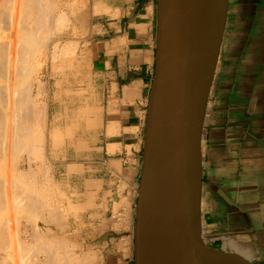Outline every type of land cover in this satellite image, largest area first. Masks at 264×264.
<instances>
[{
  "label": "crops",
  "instance_id": "crops-1",
  "mask_svg": "<svg viewBox=\"0 0 264 264\" xmlns=\"http://www.w3.org/2000/svg\"><path fill=\"white\" fill-rule=\"evenodd\" d=\"M110 21L97 24L92 49L95 82L107 98L109 110L127 106L132 114L124 120H142L144 130L155 73L154 2L138 1L127 21ZM78 68L84 74L82 82L89 86V67ZM86 112L89 115V110ZM113 113L123 120L122 115ZM123 135L116 132V136ZM51 139L54 148V131ZM126 143L116 141L115 148L121 150L111 155L121 154ZM201 151L204 257L212 263L264 264V0H228ZM113 159L115 163L119 158ZM129 161L125 168L121 162L126 169L123 173L116 163L109 169L110 176L119 182L114 193L120 192L121 180L125 184L123 195L138 190L139 159L134 154ZM102 192L95 182L90 202L102 199ZM94 237L107 243L103 264H134V230L97 232Z\"/></svg>",
  "mask_w": 264,
  "mask_h": 264
},
{
  "label": "rangeland",
  "instance_id": "rangeland-1",
  "mask_svg": "<svg viewBox=\"0 0 264 264\" xmlns=\"http://www.w3.org/2000/svg\"><path fill=\"white\" fill-rule=\"evenodd\" d=\"M138 1H142V0H110L112 12L116 11L118 14V15H115L113 17V14H111V12H106L105 10H103L104 6H103V9H101V11L97 10L98 12L95 13L94 8H93L94 7L93 2L95 3V0H88L87 17H85L84 20L81 21V23H73V22L70 23L68 25L69 27H67L64 30V33L66 32V33H68V35L67 34L63 35V36L62 35L61 36L53 35L54 38H53V36L50 37L48 39V43L44 44V45H47L48 48H46V46H44L42 44H38V46L40 47V51L36 49L37 52L35 54L38 53V55H35V58L37 57L38 64L39 65L41 64V65H40V67L38 66V68H40V69L38 71L36 70V73L34 72L35 75L32 74L33 73V71H32V73H31L32 77L31 78L34 80L37 77L39 78L40 82H38L36 80L37 82L35 81V86L38 83L39 84L41 83V86L43 85L42 86L43 87L42 88V91H43L42 100H43V102H47L44 104L45 105V118H46L44 120V124H47V126L44 125V127H43L44 128L43 134L45 135L44 138L46 137L45 138L46 144H45V147L43 148L42 152L39 154L32 150L34 152L33 153L34 156L37 155L38 157L36 156V158H38V159H36V158L34 159V157L32 156L33 154H31L29 152L30 151L29 149H28L29 150L28 151L26 148H23L22 149V152L24 151L23 153L21 152V150H19V152H21V153H18L17 152L18 149L17 150L15 149V151L18 153V156H17V153L14 151V152H12L13 155L12 154H10L11 156L9 155L8 160L12 161L13 158L16 157L15 158V161L17 159L16 164L14 161H13L14 165L12 164V162L9 164V162L7 161L5 166H2V169L0 168V172L2 170V172H4V174L6 175L7 174L6 172L9 171L7 174L8 176L6 175L7 177H5L3 173L2 174L0 173L1 175H3V177L1 175H0V177L2 179L5 178V181H6V178L8 179V177L11 178L13 176L14 172H10V171L14 170L15 174L13 177H14L15 182H16V179L21 180V178L24 176L25 179H24V177L22 178V179H24V182H26L27 184H30V181H32V179H33L31 174L34 173L33 174V176H34L35 173L38 171V168H39L40 171H38V172L40 175L37 172L33 180L36 181L37 183L38 182H40V183L44 182V183L41 184V187H40V183L38 185H35L36 182L32 181L33 183H35V184H33L34 187L30 188L28 186V188L30 189L32 194L35 197H37L38 195L36 194L37 195L36 196L35 195L36 192H34V191H37L38 189L41 190L42 187L44 188L47 185L50 186V187L47 186L48 190L46 189L47 188L46 187L45 189H42V191L38 190L39 192H37L39 194V196L37 197V198H39V202L42 201V199L45 200V197H46V199H48L47 201H49L48 202L49 204L47 203L46 200H45L46 204H44L45 202H43V201H42V204H44L45 209L48 208L50 212L48 213V211H47L48 209L45 210L44 207H42L40 205H38V206L32 205L33 207L31 205H29V206L27 205L28 208L30 207L29 208L30 210L27 209L26 203H24V205H23L22 200L19 201L21 198L20 195H19L20 197H17L18 199H16L15 196H18V194L13 195V193H10V188H12V187L15 188V186H16L15 182H14V186H12L13 185V183H12L13 177L11 178L12 182L10 181V179H8L4 183V179H3V182L0 179V183H3V184H1L2 187L6 186V188H7L6 184H8V189H5V191H9L8 193L6 192V194H9V197H7V195L3 191L4 195H6V197L4 196V198L2 200L3 205H0V207L2 206L1 208H3L4 205H6V207L3 208V209L6 208V211L9 210V208L7 209V207H9V206L11 207L10 210L7 211V213L6 212L4 213V215H3L4 210L0 209L1 210L0 214L2 213L0 215V220H1L0 226H1L2 230L1 229L0 230L3 231L5 229V228H2L3 227L2 223L5 221L4 219H6V223L4 222L3 225H6L5 227H7V228L5 229V233H4V231L2 233L8 234V235L6 234L8 237L5 235L6 236L5 238H8V239H6L7 242L4 239L1 240L3 242L7 243V244H5V243L1 242V246H2V244L7 245V249L1 248L0 250H2V251L4 250L3 252L9 251V250L14 252V253H12L14 255L11 256V259H10V257L7 258V259L11 260V262H10L11 264H12V261H14L13 264H21V263L26 264L25 263L26 261L24 262L22 260V257H20V256L24 255V251L26 254L28 253V251H30L29 245L30 246L33 245V248H31V254H32V250L35 248L34 250L36 251V256H37L38 250H36L37 247H34V245L37 246L38 245L37 241H39L40 239L37 240V238H35V236H32V234H29V233L33 232V234L35 235L34 229H36L38 226H39V228H38L39 231L40 230L44 231L43 232L44 237L47 235L46 237H48L49 238L48 240H50V241H51V238L53 236L57 237L59 235L58 240L55 237H54L55 239L52 238L56 242V241H59L60 239L62 240L64 238H66L67 235L69 236L71 234L72 236L70 235V238H72V240L70 238H69V240H71L72 242L78 241L77 243H80V245H81L80 246L81 248H80L79 244L77 245L76 243H74L77 245L74 248V253L75 254L78 253L79 256H81L80 254H82L85 251V249L89 251L91 248L92 250H90V252L93 251L94 253H95V251H97L95 253L98 256L97 260L95 262L96 264H103L104 253L108 247H107V243L98 242L94 237V233H97V232L104 233L105 231H112V230L117 232V231H122V230L127 229V228H123V227L122 228L121 227L115 228V226H113V224H112L114 221L118 220V217H116L117 215H115L116 213L114 214V212H112V210L114 211L113 207L115 205L113 203L117 204L116 201H119L122 196L124 197L123 190H124L125 184H123L124 182H122V180H121L120 185H119L120 193L114 194V192L117 190L116 189L117 183H119V182L117 180H114V178H112L110 176L109 169H111L113 164L116 163L119 165V168H121L122 172H120V173H123L126 169H122V167H121L122 165H120L121 162L124 163V166H123L124 168L127 167L129 162H130L129 161L130 158H133L134 154H136L137 158L139 159V164H140L139 170L137 172V179H136L137 184L139 186L140 177H141V169L143 166V148H144V137H145V128H146L148 108L145 112V117H144V130H143V121L142 120H141V122L139 121V123H136V122L134 123V122L126 120V119L124 120L125 117L130 116L132 114L129 110H127V106H124L123 108H119L118 110H116V109L111 110L112 113L117 112L118 114L120 113V115L123 116V120H120V122H119L120 124H119V127H118L116 132L123 133L124 135L123 136H115V143H116V141L118 142L121 139H123L124 141L127 142L126 144L123 145L124 147H123V151L121 152V154H117V156H112L111 153L115 152V150H117V149L120 151L121 147H119V148L117 147V149L115 147H114L115 149H112L110 147V145L112 144V142L110 144V135L108 134V125L110 123L109 122L110 116H107V112L110 114V110L107 107V98L103 97L102 92L98 89V86L96 85V82H95V70H94L95 67H94V61L92 59V49H93V45H94V39L96 38L97 32H98V27L96 25L99 22H103V21L105 22V20H107V19H110L112 22L120 20L121 18L123 19V21H127V19L129 17L131 18L132 10H133V8H135V5L138 3ZM153 2H154V13L156 16V25H157V0H153ZM95 5H96V3H95ZM114 8L115 9L117 8V9L114 10ZM118 10H119V12H118ZM91 12H94V13H91ZM5 14L3 13L2 16H5ZM5 17L7 19V17H8L7 14ZM2 19H3V17H2ZM2 19L0 22H2V24H3L6 21V19H4V20H2ZM156 28H157V26H156ZM56 41L57 42L60 41V43L57 45ZM64 44L72 45V49L70 51L71 53L68 52L67 54H65V53L61 54V47H63ZM42 46H44V49L45 48L46 49L41 50ZM49 47L51 49H49ZM53 48L55 49L54 51H53ZM56 49L58 51V53H57L58 55L54 54L57 52ZM85 49L87 52L83 51ZM88 50H90V51H88ZM52 54L55 55L56 57L53 56ZM83 54H86V55H83ZM84 56L85 57L90 56L89 60L86 59L88 62L86 60L82 61V59H84ZM53 57H55V58H53ZM80 61H81L83 66L85 65V66L89 67V72H90L89 86H88V84H85L82 82L83 75L81 74V71L78 68V63ZM39 84H38V86H39ZM115 108H116V106H115ZM86 110H89V115H87ZM124 126L126 127L125 129H124ZM127 129H128V131H127ZM53 131L55 132V136H56V144L54 145V148L51 145L52 144L51 132H53ZM134 134H135V136H133ZM128 145H129V147H128ZM25 149L28 151V153H30V155L27 153V151ZM106 149L108 150L107 152H109V153H106ZM12 156H14V157L11 159ZM39 157L41 159H44V160L41 161V159H40V161H39ZM115 157L119 158V159L115 160V163H114L113 158H115ZM30 159H31V162H30ZM41 162L44 164L43 166H42ZM8 164H9V168L8 167L6 168V165L8 166ZM10 165L14 166V167L12 166L13 169H11V170H10V167H11ZM46 166L48 167L47 168L48 170L46 169ZM43 168H45L47 171L44 170ZM33 169H34V171H33ZM41 170H44L43 173L41 172ZM16 172H17V174H16ZM29 172H32V173L30 174ZM18 173H21L22 175L18 174ZM26 173L28 174L27 176L29 178H27ZM42 174H45V175L41 176ZM18 175H21L22 177H20ZM121 176L122 175H120L119 177H121ZM49 177H51V178H49ZM94 177H98L96 181H95ZM43 178H44V180H43ZM19 180H17L18 182H16L17 184L20 183V184H18V185H20L19 188L21 186L27 187L26 183L23 182L25 184L24 185V184H22V181H19ZM41 180H42V182H41ZM50 181L52 182V184ZM95 182L97 184V187L103 191L102 192L103 194L101 195L102 199L97 201V203H94L93 201L90 202V200H92V199H89V192H90V190H92V187L94 186ZM44 184H46V185H44ZM122 184L124 185V187L122 186ZM18 185L15 189H11V191L12 190L15 191L16 189L18 190L19 189ZM30 186H32V183L30 184ZM35 186H37V187H35ZM113 186H115V188L112 190ZM121 188H123V190ZM34 189H36V190H34ZM51 189H53L52 190L54 192L53 195H52ZM14 191H12V192H14ZM44 192L46 195L44 194ZM16 193H19V191H17ZM40 195H42V196H40ZM44 195H45V197L43 198ZM119 195H121V196H119ZM110 197H111V199H110ZM131 197L133 200L130 201V198L128 197L129 198L128 202L129 201L133 202V205L131 206L128 203H126L127 205L124 204V206H126V207L120 206L119 207L120 209L118 210V212H123V211H125V209L128 211V209H129V212H130L129 217H130L131 221L129 223L128 229L132 231V230H134V225H135V220H136V205H137V200H138V190H137V192L133 193V195H131ZM6 198H8L9 200ZM10 198L14 199L13 202L14 201L18 202V203L14 202L16 206L14 205V203L11 202ZM7 200L10 202H6V204H5L4 201H7ZM121 200H120V202H122ZM19 202H21V203H19ZM50 202H51V204H50ZM111 202H112V204H111ZM54 204H55V206L60 205L61 207L57 208V206H56L57 209L51 208L50 205H52V207H53ZM7 205H9V206H7ZM19 205H21L22 207L21 206L19 207ZM128 205L130 206L131 209L128 207ZM31 207L32 208L36 207V208H34L32 210ZM37 207H39V208H37ZM23 208H26V210H28L30 212L28 213V211L24 210ZM40 208H41V210L44 209L45 212H44V210L39 212L38 209H40ZM52 209H54L53 213H54V211H57L60 209L59 210L60 213H56V212H55L56 214L54 213L56 216L59 217V219H58V217H57V219L54 217V214L51 212ZM31 210L32 211L35 210L34 215H33V216H35V219H33L34 217L32 219H30V217H29L33 214V212H31ZM62 211H63V215H62ZM65 211H66V213H65ZM49 214L52 216V218L54 217L53 218L54 221H53V219L52 220L50 219L51 216ZM59 214H60V216H59ZM65 215H68V216L65 217ZM102 215L105 218H103ZM1 216H2V218H1ZM60 217L63 218V220H61ZM102 218L104 219V222L106 219V224H104V225L102 224L103 223ZM107 218H108V220H107ZM2 219H3V222H2ZM9 220H10V222H9ZM29 220H31L32 222ZM65 220L67 223L65 222ZM55 221H57V224H60L62 227L60 225L55 226V225H57V224H55L56 223ZM110 221H112V223ZM53 222H55V223H53ZM34 223H36V225H38L35 228L33 227ZM93 227H94V230H93ZM31 228H33V229L30 230ZM46 228H47V230H48V228H50L52 231L50 230V232H47ZM100 229H102V230H100ZM7 230H9V231L6 232ZM46 232H47V234H45ZM10 234L12 237L11 236L9 237ZM49 234H52V235H49ZM29 235H31L32 238H34V239L30 238ZM62 235L64 238H62ZM19 236H20V239L23 238L22 239L23 241L27 240L26 241V243L28 242L26 245V246H28V247H26L27 249L23 248L26 243L24 242V244H23V241L19 239ZM50 236H52V237L50 238ZM11 238L12 239L14 238V240H13L14 242H11L12 241ZM26 238H28V239H26ZM35 239L37 240L36 242H35ZM15 240L18 242H16ZM29 240L31 242H33L32 245H31V242H29ZM48 240H47V238H44V240L42 239V241L41 240L40 241H41V243L44 241V243H46V245H47V244H50V241H49V243H47ZM8 241L10 243L9 247H8V244H9ZM18 243H21V245ZM14 244H15V246H14ZM22 244H23V246H22ZM16 245H18V246H16ZM3 247H6V246H3ZM11 247H13L12 248L13 250L11 249ZM81 249H82V251H81ZM17 250H18V252H17ZM26 250H28V251H26ZM78 250H80V252ZM35 251H33L34 252L33 254H35ZM3 252H1L0 254H2ZM19 252H21V254ZM22 252H23V254H22ZM87 252L85 251V253H87ZM41 253H38L37 258H36V256H34L32 254L33 259L36 258L38 260L42 256H45V257H43L44 259L46 257L47 258L49 257L48 252L47 253L45 252L44 255H43V253L42 254ZM78 254H76V255H78ZM13 256H15V257L13 258ZM82 257H83V255H82ZM2 258H4V256H2ZM43 258L42 259L40 258L39 260L40 261L44 260ZM4 259L0 258V262H1L0 264H6L5 263L6 261H7V264L9 263L10 260H7V259L4 260Z\"/></svg>",
  "mask_w": 264,
  "mask_h": 264
},
{
  "label": "water",
  "instance_id": "water-1",
  "mask_svg": "<svg viewBox=\"0 0 264 264\" xmlns=\"http://www.w3.org/2000/svg\"><path fill=\"white\" fill-rule=\"evenodd\" d=\"M227 11L228 0H157L134 264H221L202 252L201 137Z\"/></svg>",
  "mask_w": 264,
  "mask_h": 264
},
{
  "label": "bare ground",
  "instance_id": "bare-ground-1",
  "mask_svg": "<svg viewBox=\"0 0 264 264\" xmlns=\"http://www.w3.org/2000/svg\"><path fill=\"white\" fill-rule=\"evenodd\" d=\"M95 3H96V5H95ZM95 3L93 2V8H94V12L96 13V12H98L97 10H99V11H101V9H103V6H104V9L103 10H105L106 12H111V14H113V17L115 16V15H118L117 14V12L115 11H113L112 12V7H111V4H110V0H95ZM87 5H88V0H0V21H1V19H2V17H3V19L2 20H4V19H6V14H7V19H6V21L2 24V22H0V168L2 169V166H5V164L7 163V161L9 162V164L12 162V164L14 165V162H15V164H16V161H17V159H16V161H15V158H13L14 156H12L11 157V159L13 158V160L12 161H9L8 159V157H9V155L10 154H12V152H14L15 151V149L17 150V152L18 153H21L22 152V149L23 148H26L31 154H33L34 152H37L38 154L39 153H41L42 152V150H43V148L45 147V144H46V142H45V138H44V134H43V132H44V125L45 126H47V124H44V120L46 119L45 118V103H47V102H43V100H42V95H43V91H42V86H41V83L39 84V86H38V84L35 86V81L37 80L38 82H40L39 81V78L37 77L35 80L34 79H32L31 77V75L32 74H34L35 75V73H36V70L38 71L40 68H38V66L40 67V65L38 64V59H37V57L35 58V55H38V53L37 54H35L37 51H36V49L37 50H39L40 51V47L38 46V44H42V45H44V44H46V43H48V39L50 38V37H52L53 35H57V36H63V35H68V33H64V30L67 28V27H69L68 25L70 24V23H81V21L82 20H84V18L85 17H87ZM150 8H151V5H150ZM117 9V8H116ZM115 8H114V10H116ZM91 10V9H90ZM127 10V9H126ZM150 10V9H149ZM104 11V12H105ZM94 12H91V13H94ZM118 12H119V10H118ZM128 12V11H127ZM144 12V11H143ZM148 12H150V11H148ZM3 13L5 14V16H2L3 15ZM100 13V12H99ZM151 13V12H150ZM90 14V13H89ZM110 14V13H109ZM124 14V13H123ZM5 17V18H4ZM97 26V25H96ZM96 28V27H95ZM53 38H54V36H53ZM57 38V37H56ZM59 39V38H58ZM54 40V39H53ZM52 42V41H51ZM57 42V41H56ZM67 42V41H66ZM76 42V41H75ZM60 43V41H58L57 42V45ZM63 43V42H62ZM65 43V42H64ZM38 46V47H37ZM44 46H46V48H48L47 47V45H44ZM44 46H42L41 47V50H45L44 49ZM54 47V46H53ZM74 47V46H73ZM87 47V46H86ZM43 48V49H42ZM56 48V47H55ZM88 48V47H87ZM49 49H51L50 47H49ZM59 49V48H58ZM71 49H72V45H67V44H64L63 45V47H61V54L62 53H65V54H67L68 52L69 53H71L70 51H71ZM55 49L53 48V51H54ZM75 50V49H74ZM73 50V51H74ZM38 51V52H39ZM56 51H57V49H56ZM60 51V50H59ZM72 51V52H73ZM83 51H86V49L85 50H83ZM82 51V52H83ZM88 51H90V50H88ZM44 52V51H43ZM87 52V51H86ZM41 53V52H40ZM58 53V51L56 52V53H54L55 55ZM53 55V54H52ZM55 55H53V56H55ZM58 55V54H57ZM77 55V54H76ZM83 55H86V54H83ZM78 56V55H77ZM81 56V55H80ZM56 57V56H55ZM55 57H53V58H55ZM83 57V56H82ZM87 57V56H86ZM85 56H84V59H82V61L83 60H86V59H90L89 57H87L86 58ZM52 58V57H51ZM79 60V59H78ZM87 61V60H86ZM88 62V61H87ZM43 63V62H42ZM90 63V62H89ZM78 65H82V63H81V61H80V63H78ZM80 68V67H79ZM35 70V71H34ZM32 71H33V73H32ZM79 71V70H78ZM83 71V70H82ZM35 72V73H34ZM32 73V74H31ZM38 75V74H37ZM84 75V74H83ZM36 81V82H37ZM48 100V99H47ZM113 100V99H112ZM111 100V101H112ZM110 103V102H109ZM112 103H114V102H112ZM49 107V106H48ZM111 107V106H110ZM118 109V108H117ZM112 108L110 109V114H109V116H110V124L108 125V134L110 135V144H111V142H112V144L110 145V147L112 148V149H114V147H115V136H116V129H118L117 127H119V120H118V118L116 117V116H114V113H112ZM136 113V112H135ZM120 114V113H119ZM137 114V113H136ZM47 121V120H46ZM47 123V122H46ZM135 126V125H134ZM137 126V125H136ZM126 127L124 126V129H125ZM128 128V127H127ZM131 128V127H130ZM129 128V129H130ZM123 129V128H122ZM137 129V128H136ZM135 129V130H136ZM127 131H128V129H127ZM139 131V130H138ZM134 132V131H133ZM118 133V132H117ZM46 134V133H45ZM133 136H135V134L133 135ZM145 138V137H144ZM140 140V139H139ZM54 141V140H53ZM143 141V140H142ZM134 143V142H133ZM118 144V143H117ZM128 147H129V145H128ZM119 148V147H118ZM136 148V147H135ZM25 149V150H26ZM19 150H21V152H19ZM26 150V151H27ZM34 152H33V151ZM28 151H27V153H28ZM16 152V151H15ZM16 152V153H17ZM24 152V151H23ZM22 152V153H23ZM15 153V154H16ZM18 153H17V156H18ZM30 153H28L29 155H30ZM13 155V154H12ZM11 156V155H10ZM33 157H34V159L36 158V156L37 155H35L34 156V154L32 155ZM38 157V156H37ZM44 157V156H43ZM42 157V158H43ZM48 157V156H47ZM36 159H38V158H36ZM40 157H39V161H40ZM42 160H44V159H41V161ZM14 161V162H13ZM30 162H31V159H30ZM44 162V161H43ZM42 163V162H41ZM9 164H8V166L6 165V168L8 167L9 168ZM12 165V166H13ZM44 164L42 163V166H43ZM11 166V165H10ZM12 166L10 167V170L11 169H13L12 168ZM14 167V166H13ZM30 167V166H29ZM39 167V166H38ZM33 168V167H32ZM48 167L46 166V169H47ZM29 169V168H28ZM44 170H46L45 168H43ZM8 170V169H7ZM30 170V169H29ZM28 170V171H29ZM32 170V169H31ZM36 170V169H35ZM44 170H41V172L43 173V171ZM48 170V169H47ZM46 170V171H47ZM142 170V169H141ZM33 171H34V169H33ZM32 171V172H33ZM38 171H40V169L38 168ZM37 171V172H38ZM9 172V171H8ZM8 172H6L7 174H8ZM10 172H14L13 173V176H14V174H15V171L13 170V171H10ZM22 172V171H21ZM24 172V171H23ZM27 172V171H26ZM32 172H29L30 174L32 173ZM36 172V173H37ZM40 172V173H41ZM1 174L3 173L4 174V172H2V170H1V172H0ZM36 173H35V175H36ZM0 174V175H1ZM6 174V175H7ZM12 174V173H11ZM10 174V175H11ZM16 174H17V172H16ZM18 174H21V173H18ZM33 174L34 173H32L31 175H32V178L34 179V177H35V175L33 176ZM38 174H39V172H38ZM5 174H4V176L5 177H7ZM22 175V174H21ZM21 175H18V176H20V177H22ZM28 174L26 173V176H27ZM40 175V174H39ZM38 175V176H39ZM43 175H45V174H42L41 176H43ZM2 177H3V175H1ZM12 176V175H11ZM12 176V177H13ZM16 176V175H15ZM11 177V178H12ZM24 177V176H23ZM22 177V178H23ZM47 177V176H46ZM11 178L10 177H8V179H10V181L12 182V180H13V185L12 186H14V182H15V180H14V177H13V179L11 180ZM19 178V177H18ZM21 178V180H19V179H16V182H18L17 180H19V181H22V184H24V183H26V182H24V179H25V177H24V179H22ZM27 178H29L28 176H27ZM49 178H51V177H49ZM0 179L2 180V182H3V179H4V183L8 180L7 178H6V181H5V178H1L0 177ZM32 179V181H34ZM37 179V178H36ZM35 179V180H36ZM40 179V178H39ZM38 179V180H39ZM48 179V178H47ZM27 180V179H26ZM29 180V179H28ZM43 180H44V178H43ZM46 180V179H45ZM129 180V179H128ZM32 181H30V184L32 183V186H30V184H27L26 186L27 187H25V186H21L20 188H19V186L20 185H18V184H20V183H16L15 182V188L17 187V185H18V190L17 191H19V193H16L17 191L15 190H12V191H14V192H12L11 191V189H15V188H10V193H13V195L14 194H18V196H15L16 197V199H18L17 197H20L21 196V198H20V200L19 201H21L22 200V203H23V205H24V203H26V207H27V205L29 206V205H33V206H38V205H40V206H42V207H44L45 205L44 204H46V202H45V200L47 201L48 199H46V197H45V192H44V196H43V198L45 197V200H43L42 199V201L43 202H45L44 204H42V201H40L39 202V198H37L38 196H39V194L37 193V192H39L38 190H40V189H38L37 191H34V192H36L35 193V195L37 196V197H35L33 194H32V192L30 191V189L28 188V186L30 187V188H33L34 186H33V184H35V183H33ZM24 182V183H23ZM34 182H36V181H34ZM41 182H42V180H41ZM47 182V181H46ZM51 182V181H50ZM122 182H123V180H122ZM121 182V183H122ZM8 183V182H7ZM40 182H36V184L35 185H38ZM44 182H42V183H40V187H41V184H43ZM1 184H3V183H0V205H3L2 204V200H3V198H4V196L6 197V195H7V197H9V194H6V192L8 193L9 191H5V189H8V184H6L7 185V188H6V186H4V187H2V185ZM51 184H52V182H51ZM50 184V185H51ZM124 184V183H123ZM122 184V186L124 187V185ZM25 185V184H24ZM44 185H46V184H44ZM11 186V185H10ZM9 186V187H10ZM47 186H49V185H47ZM47 186H45L44 188L42 187V189H45ZM121 186V187H122ZM35 187H37V186H35ZM39 187V186H38ZM39 187V188H40ZM50 187V186H49ZM42 189L40 190V191H42ZM47 190H48V187L46 188ZM118 189V188H117ZM122 190H123V188H121ZM34 190H36V189H34ZM50 190V189H49ZM53 189H51V191H52ZM5 192V194L6 195H4V192ZM31 192V193H30ZM50 192V191H49ZM127 192V191H126ZM51 193V192H50ZM120 192H118V194H119ZM130 193V192H129ZM41 194V193H40ZM54 194V192L52 191V195ZM115 194V193H114ZM11 195V194H10ZM20 195V196H19ZM12 196V195H11ZM40 196H42V195H40ZM119 196H121V195H119ZM130 196H131V194H130ZM130 196H125L124 195V197L122 196L121 197V201L122 202H120V200L119 201H116L117 202V204L116 203H113V204H115L114 205V207H113V209H114V211L112 210V212H114V214L115 215H117L116 217H118V220L117 221H114L113 223H112V221H110L112 224H113V226H115V228H117V227H123V228H127L128 229V227H129V223H130V212H129V209H128V211L125 209V211H123V212H118V210L120 209L119 207L120 206H124V204H126V203H128L129 205H133V202H128V199L130 198ZM14 197V196H13ZM54 197V196H53ZM129 197V198H128ZM42 198V197H41ZM56 198V197H55ZM6 199H8V198H6ZM11 199V198H10ZM59 199V198H58ZM110 199H111V197H110ZM9 200V199H8ZM4 201L5 202V204H6V202H10V201ZM13 200L14 199H11V202L12 203H14L13 202ZM41 200V199H40ZM64 200V199H63ZM133 200V199H132ZM114 201V200H113ZM49 201H47V203H48ZM52 202V201H51ZM51 202H50V204H51ZM63 202V201H62ZM108 202V201H107ZM15 203H18L17 201L15 202ZM15 203H14V205H15ZM19 203H21V202H19ZM57 203V202H56ZM49 204V203H48ZM53 204V203H52ZM61 204V203H60ZM107 204V203H106ZM111 204H112V202H111ZM13 205V204H12ZM13 205V206H14ZM127 205V204H126ZM128 205V207L130 208V206ZM7 206H9V205H7ZM16 206V205H15ZM21 205H19V207H20ZM32 206V207H33ZM39 206V207H40ZM49 206V205H48ZM51 206V208H56V206H55V204H54V206L52 207V205H50ZM107 206V205H106ZM112 206V205H111ZM137 206V205H136ZM2 207V206H1ZM0 207V209L1 210H4L3 211V215H4V213L6 212L7 213V211H9L10 210V206L9 207H7V209L9 208V210H7L6 211V208L5 209H3L4 207H6V205H4V207L3 208H1ZM22 207V206H21ZM31 207V209L33 210L34 208H36V207H34V208H32ZM39 207H37V208H39ZM41 207V208H42ZM58 207H61L60 205L59 206H57V208ZM124 207H126V206H124ZM30 208V207H29ZM28 207H27V209H29ZM41 208L40 209H38V211L40 212V211H42V210H44L45 209V207H44V209H42L41 210ZM56 208V209H57ZM107 208V207H106ZM112 208V207H111ZM24 210H26V208H23ZM48 209V208H47ZM47 209H45V210H47ZM54 209H52V213H53V210ZM104 209V208H103ZM102 209V210H103ZM123 209V208H122ZM131 209V208H130ZM0 210V211H1ZM30 210V209H29ZM31 210V212H33V214L31 215V216H29L30 217V219H32L33 217V219H35V216H33L34 215V212H35V210L34 211H32ZM45 210H44V212H45ZM51 210V209H50ZM60 210V209H59ZM59 210H57V211H54V213L56 212V213H60V211ZM26 211H28V210H26ZM48 211V213L50 212L49 211V209L47 210ZM30 211H28V213H29ZM53 213V214H54ZM55 213V214H56ZM65 213H66V211H65ZM106 213V212H105ZM2 214V213H1ZM0 214V215H1ZM44 214V213H43ZM52 214V215H53ZM54 214V217L57 219V217L58 216H56ZM50 215V214H49ZM62 215H63V211H62ZM51 216V215H50ZM59 216H60V214H59ZM66 216H68V215H65V217ZM103 216V215H102ZM9 217V216H8ZM27 217V216H26ZM53 217V218H54ZM62 217V216H61ZM60 217V218H61ZM112 217V216H111ZM1 218H2V216H1ZM10 218V217H9ZM52 218V216H51V220L53 219ZM103 218H105L104 216H103ZM102 218V219H103ZM8 219V218H7ZM43 219V218H42ZM41 219V220H42ZM55 219V220H56ZM58 219H59V217H58ZM5 221V223H6V219H4ZM37 220V219H36ZM61 220H63V218H61ZM107 220H108V218H107ZM116 220V219H115ZM1 221V220H0ZM21 221V220H20ZM29 221H31V220H29ZM28 221V222H29ZM35 221V220H34ZM53 221H54V219H53ZM60 221V220H59ZM58 221V222H59ZM2 222H3V219H2ZM3 222V223H4ZM9 222H10V220H9ZM32 222V221H31ZM30 222V223H31ZM56 222V223H55ZM55 222H53V223H55V224H57V221H55ZM65 222H66V220H65ZM3 223H2V228H7V227H5L6 225H3ZM17 223V222H16ZM63 223V222H62ZM67 223V222H66ZM76 223V222H75ZM102 223V222H101ZM110 223V224H111ZM11 224V223H10ZM32 224V223H31ZM103 225L104 224H106V219H105V222H104V219H103V223H102ZM58 225H60V224H57V225H55V226H58ZM68 225V224H67ZM71 225V224H70ZM108 225V224H107ZM36 226H38V225H36V223H34V225H33V227L35 228ZM41 226V225H40ZM61 226V225H60ZM106 226V225H105ZM62 227V226H61ZM30 228V227H29ZM39 226L36 228V229H34V233H35V235L33 234V232H31V233H29V234H32V236H35V238H37V240H41L42 241V239L44 240V238H47V240L49 239L48 237H44V235H43V232L44 231H42V230H40L39 231ZM45 228V227H44ZM60 228V227H59ZM102 228V227H101ZM111 228V227H110ZM134 228H135V225H134ZM0 229H1V226H0ZM5 229L3 230L4 231V233H5ZM24 229V228H23ZM33 228H31L30 230H32ZM56 229V228H55ZM99 229V228H98ZM114 229V228H113ZM2 230V229H1ZM0 230V246H1V242L2 243H5V242H3V241H1V240H5L6 241V239H8V238H5L7 235L6 234H4V233H2L3 231H1ZM10 230V229H9ZM9 230H7L6 232H8ZM46 230H47V228H46ZM49 230V231H48ZM48 230H47V232H50V228H48ZM92 230V229H91ZM93 230H94V227H93ZM96 230V229H95ZM100 230H102V229H100ZM118 230V229H117ZM11 231V230H10ZM52 231V230H51ZM47 232L45 233V234H47ZM54 232V231H53ZM52 232V233H53ZM77 232V231H76ZM79 232V231H78ZM11 233V232H10ZM21 233V232H20ZM27 233V232H26ZM28 234V233H27ZM61 234V233H60ZM75 234V233H74ZM77 234V233H76ZM4 235V236H3ZM6 235V236H5ZM49 235H52V234H49ZM48 235V236H49ZM55 235V234H54ZM71 235V234H70ZM70 235L68 236L67 235V237L66 238H64L63 237V235H62V238H64V239H60L59 241H56L55 242V240H53L52 238H54L55 236H50V238H51V241L50 240H48L47 241V243H49V241H50V244H47L46 245V243H44V241L41 243V241L39 240V241H37L36 239H35V242L37 241V243H38V245L37 246H35L34 245V247H37L36 248V250H38L37 251V256H38V253H43V255H44V253L46 252H48V254H49V257L47 258H43V257H45V256H42V257H40L41 259L43 258L44 260H37L36 258H37V256H36V251L33 249L32 250V254L34 253L33 251H35V254H33L34 256H36V260L35 259H33V256H32V254H31V248H33V245H32V243L33 242H31L30 240H29V242H31V245L32 246H30L29 244V247H30V251H28V250H26V251H28V253L26 254L25 253V251H24V255H22V256H20V257H22V260L26 263V264H96L95 262H96V260H97V255L95 254L97 251H95V253L93 252V251H91L90 252V250H92L90 247V250L88 251V250H86L85 249V251L87 252V253H85V251L82 253V254H80L81 256H79V254L78 253H76V254H78V255H76L75 253H74V248L79 244V247L81 246L80 245V243H77L78 241H76V242H72L71 240H72V238H70ZM11 236V234L9 235V237ZM30 236V238H32V236L31 235H29ZM59 236V235H58ZM58 236L57 237H55V238H57V240H58ZM72 236V235H71ZM74 236V235H73ZM4 237V238H3ZM8 237V236H7ZM12 237V236H11ZM14 237V236H13ZM29 238V239H30ZM54 238V239H55ZM60 238V237H59ZM69 238L71 239V240H69ZM124 238V237H123ZM12 239V238H11ZM19 239H20V236H19ZM23 239V238H22ZM22 239H20V240H22ZM25 239V238H24ZM26 239H28V238H26ZM32 239H34V238H32ZM74 239V238H73ZM14 240V238L12 239V241L11 242H14L13 241ZM19 240V241H20ZM75 240V239H74ZM16 241V240H15ZM23 241V240H22ZM27 241V240H26ZM26 241H23V244H24V242L26 243ZM7 242V241H6ZM16 242H18V241H16ZM40 242V243H39ZM119 242H120V240H119ZM8 243H9V241H8ZM22 243V242H21ZM21 243H18V244H20L21 245ZM28 243V242H27ZM27 243L24 245V247L23 248H26V247H28V246H26L27 245ZM44 243V244H43ZM74 243H76V244H74ZM5 244H7V243H5ZM23 244H22V246H23ZM36 244V243H35ZM123 244H125V243H123ZM9 245H10V243L8 244V247H9ZM19 245V246H20ZM45 245V246H44ZM3 246H6V247H3ZM12 246V245H11ZM14 246H15V244H14ZM16 246H18V245H16ZM47 246V247H46ZM78 247V248H79ZM1 248H6L7 249V245H4V244H2V246L0 247V249ZM13 247H11V249H12ZM81 248V247H80ZM79 248V249H80ZM93 248V247H92ZM5 249V250H6ZM10 249V248H9ZM8 249V250H9ZM22 249V248H21ZM27 249V248H26ZM13 250V249H12ZM23 250V249H22ZM21 250V251H22ZM4 251V250H3ZM2 250H0V253L1 252H3ZM40 251V252H39ZM76 251V250H75ZM79 252H80V250H78ZM81 251H82V249H81ZM17 252H18V250H17ZM99 252V251H98ZM12 253H14L13 251H11V250H9V251H5V252H3L2 254H0L1 256H0V258L1 259H7L8 257H10V259H11V256L12 255H14V254H12ZM20 254H21V252H19ZM41 253V254H42ZM85 253V254H84ZM95 255H94V254ZM16 254V253H15ZM22 254H23V252H22ZM47 255V254H46ZM82 255H83V257H82ZM2 256H4V258H2ZM15 256H13V258H14ZM4 259V260H5ZM10 259H7V260H10ZM21 260V261H22ZM46 260V261H45ZM20 261V262H21ZM11 262V260L9 261V263L8 264H11L10 263ZM16 262V261H15ZM1 263V262H0ZM4 263V262H3ZM6 264H7V261L5 262ZM14 263V261H12V264ZM19 263V262H18ZM99 263V262H98ZM22 264V263H21Z\"/></svg>",
  "mask_w": 264,
  "mask_h": 264
}]
</instances>
